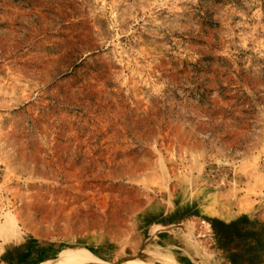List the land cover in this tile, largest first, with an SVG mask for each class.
<instances>
[{"label":"rangeland","instance_id":"obj_1","mask_svg":"<svg viewBox=\"0 0 264 264\" xmlns=\"http://www.w3.org/2000/svg\"><path fill=\"white\" fill-rule=\"evenodd\" d=\"M178 263L264 264V0H0V264Z\"/></svg>","mask_w":264,"mask_h":264},{"label":"crops","instance_id":"obj_2","mask_svg":"<svg viewBox=\"0 0 264 264\" xmlns=\"http://www.w3.org/2000/svg\"><path fill=\"white\" fill-rule=\"evenodd\" d=\"M226 215H223V218L220 219V217H218V219L223 222L222 223V228H216L214 223H213V219L210 218V236H212L214 239V244L216 243V245L218 244H222L224 246L230 244V241H231V234L229 233L230 231V227H232L231 225H234L235 229L236 230V233L235 234H240V228L242 226V223L243 221H239V220H235L233 217H227L226 218ZM227 224H229V228L226 226ZM233 228V227H232ZM254 235V234H252Z\"/></svg>","mask_w":264,"mask_h":264},{"label":"bare ground","instance_id":"obj_3","mask_svg":"<svg viewBox=\"0 0 264 264\" xmlns=\"http://www.w3.org/2000/svg\"><path fill=\"white\" fill-rule=\"evenodd\" d=\"M179 264V263H178Z\"/></svg>","mask_w":264,"mask_h":264}]
</instances>
